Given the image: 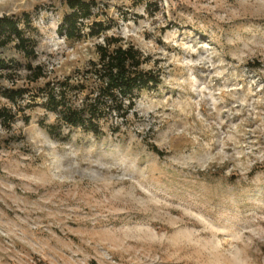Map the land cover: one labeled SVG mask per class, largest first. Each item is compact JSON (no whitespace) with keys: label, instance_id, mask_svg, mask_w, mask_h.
<instances>
[{"label":"rangeland","instance_id":"1","mask_svg":"<svg viewBox=\"0 0 264 264\" xmlns=\"http://www.w3.org/2000/svg\"><path fill=\"white\" fill-rule=\"evenodd\" d=\"M65 1L0 0L36 43L31 61L1 50L0 89L97 60L102 37L57 32ZM94 1L161 83L118 132L52 137L41 99L0 127V264H264V0ZM27 62L46 78L28 84Z\"/></svg>","mask_w":264,"mask_h":264},{"label":"trees","instance_id":"2","mask_svg":"<svg viewBox=\"0 0 264 264\" xmlns=\"http://www.w3.org/2000/svg\"><path fill=\"white\" fill-rule=\"evenodd\" d=\"M145 1L147 9L151 3L157 9L158 0ZM64 4L67 12L57 32L68 40L102 37V42L95 46L97 60L62 79L46 81L33 94L23 87L1 88L0 96L11 107H0V127L9 129L18 116L28 123L30 117L26 111L41 99L43 108L56 117L54 124L44 127L52 137H59L64 126L99 137L104 134L103 125L113 118L118 123L112 131L118 132L134 113L140 93L155 90L161 83L160 75L144 69L148 58L134 45L125 43L120 37L106 35L111 25L99 19L103 13L94 0H66ZM21 22L30 26L29 14H22L21 20L13 16L0 18V81L15 64L2 56L1 50L8 45L13 44L26 60L36 58V43L26 36ZM25 69L28 84L46 78L40 65L32 66L27 62ZM151 149L160 154L155 146Z\"/></svg>","mask_w":264,"mask_h":264}]
</instances>
